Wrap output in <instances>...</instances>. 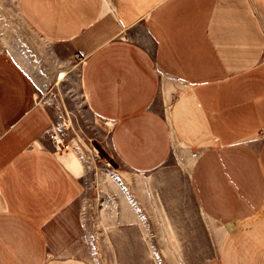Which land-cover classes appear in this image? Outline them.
I'll list each match as a JSON object with an SVG mask.
<instances>
[{
    "label": "crops",
    "instance_id": "0c3cea01",
    "mask_svg": "<svg viewBox=\"0 0 264 264\" xmlns=\"http://www.w3.org/2000/svg\"><path fill=\"white\" fill-rule=\"evenodd\" d=\"M16 12L33 37L0 18V264H264V0ZM40 41L84 57L81 94L125 171L81 201L80 166L46 143Z\"/></svg>",
    "mask_w": 264,
    "mask_h": 264
},
{
    "label": "rangeland",
    "instance_id": "374dc122",
    "mask_svg": "<svg viewBox=\"0 0 264 264\" xmlns=\"http://www.w3.org/2000/svg\"><path fill=\"white\" fill-rule=\"evenodd\" d=\"M5 17L20 26V36L33 37L21 17L19 25L16 0H0V18ZM37 48L41 58H38V71L33 72V76L41 83L34 86L35 99L50 116L46 143L72 166H80L83 183L78 188V197L81 201L83 184L89 187L90 196H95L99 180L110 181V186L104 184L107 190L113 184L112 179L125 171L112 151L111 124L94 113L81 94L79 74L84 57L71 55L62 45L44 41L37 42ZM17 56L20 59V55ZM181 153L174 151L170 159H176ZM89 260L97 264L95 257Z\"/></svg>",
    "mask_w": 264,
    "mask_h": 264
}]
</instances>
